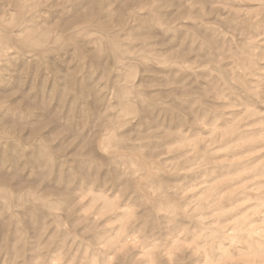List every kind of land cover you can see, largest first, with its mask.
<instances>
[{
	"label": "rangeland",
	"instance_id": "rangeland-1",
	"mask_svg": "<svg viewBox=\"0 0 264 264\" xmlns=\"http://www.w3.org/2000/svg\"><path fill=\"white\" fill-rule=\"evenodd\" d=\"M0 264H264V0H0Z\"/></svg>",
	"mask_w": 264,
	"mask_h": 264
}]
</instances>
